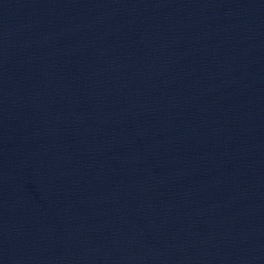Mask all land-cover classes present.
<instances>
[{
  "label": "water",
  "instance_id": "obj_1",
  "mask_svg": "<svg viewBox=\"0 0 264 264\" xmlns=\"http://www.w3.org/2000/svg\"><path fill=\"white\" fill-rule=\"evenodd\" d=\"M0 264H259L118 128L27 0H0Z\"/></svg>",
  "mask_w": 264,
  "mask_h": 264
}]
</instances>
